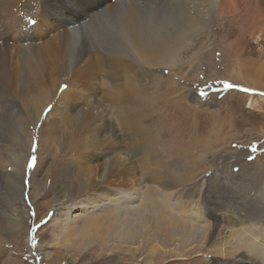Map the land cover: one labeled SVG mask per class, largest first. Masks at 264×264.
<instances>
[{"label": "rangeland", "instance_id": "rangeland-1", "mask_svg": "<svg viewBox=\"0 0 264 264\" xmlns=\"http://www.w3.org/2000/svg\"><path fill=\"white\" fill-rule=\"evenodd\" d=\"M51 1L57 4L66 3L71 7L73 2L81 0ZM197 1L201 6L196 3L198 5L190 7V25L194 29L191 43L176 51L173 57L174 65L171 63L146 66L143 63L135 64L130 61L131 63H127L130 68L124 66L117 69L115 77L118 79L114 78L117 81L113 79L114 75L107 73L102 64H95L92 68L94 71H90L91 74L89 72L84 77H80V73L66 74L63 72L64 68L60 67L62 71L56 76L55 81L45 87L48 97L50 96V101L45 106L38 104L39 97L32 96L33 93L23 98L24 103L16 99L14 106L17 105V108L9 107L8 103L0 104L5 109L8 107L11 109L7 114H2L0 122L7 124L15 122L20 115L25 118L22 124L18 123L19 131L16 130V135L9 134L6 125L0 127L2 128L0 129V264L133 263L131 254L103 248L97 244V241L88 240L82 245L80 241L76 242L69 238L68 244H63L67 240L60 239V231L52 219L57 217L58 221L64 220L63 211L70 209L69 204L71 205L73 200L86 199L84 202H87L92 200L88 197L97 194L95 189L84 191L85 186L83 184L84 187L79 186L78 182L82 183L89 177L88 170L94 162L102 161L97 155L102 151L108 152L107 154L112 158L123 155V152L128 159L123 169L121 168L123 166L108 165L101 179H96L100 182L104 181L103 185L107 183L105 186L117 185L124 190L129 189L127 196L135 199H138L139 194L132 190L139 187L140 183L150 184L155 176H159L178 189L181 198L184 199L186 195L196 199L200 195L201 209L207 206L208 210H213L222 204L228 205L229 199L238 197L234 185L238 182L239 176L249 177V181H253L258 175L264 178V0ZM133 2L136 3L134 8L138 13L143 12L149 25L157 20L156 23L168 28L171 23L179 22L181 19L180 15H175L179 10L173 0H133ZM7 5L0 6V33L7 37L3 42L6 45L3 51L6 62L11 57L13 44L22 43L17 36L18 24H13L11 21L14 18L18 20V17L25 20L30 18L31 25H34L33 21L38 10L34 6L32 11H24L27 13L25 14L18 2L11 4L15 6H10L9 9H6ZM69 6L66 8L64 5L61 6L62 9L64 8L62 10L54 4L50 12L58 8L55 11L57 18H65ZM111 6L113 8L108 9L109 16L114 18L116 9L114 5ZM15 7L20 11H13ZM199 13L203 14L199 15ZM102 25L108 31L115 33L111 40L118 41V32L113 31L111 23L105 20L98 24L97 31L100 33H103ZM39 28H41L40 24ZM54 32L57 31L53 30V33H50V30H45L46 34H44V31L37 28L31 29L35 37L42 36L40 43H46L47 38L50 39ZM110 45L114 44H109L108 50L111 49ZM93 54L95 55V52ZM76 60L78 54L74 64ZM84 62L85 60L76 64L75 68H79ZM85 68L88 69L87 66ZM118 70H121V73ZM131 72L135 73L141 86L134 84L135 91L132 93L131 103L128 104L129 118L145 127L143 133L128 125L131 123L125 115L127 104H122V109L120 103L114 102L117 95L127 92L123 90L125 86L126 89L127 86H132V77H129ZM118 73L120 76H117ZM119 83L123 87H120ZM64 85H67V88L62 91ZM119 87L122 88L121 91ZM4 100L6 99H2L1 96L0 101ZM57 100L69 105H77L85 110L93 104L95 109L90 106L91 112L87 122L83 120L75 125L72 112H64V115L69 114L64 116L60 111V115L67 117L66 119L59 114H51V112L49 114L52 106L50 102ZM40 106L43 107L42 110ZM37 109L38 116L35 114L38 112L35 111ZM96 112H101L105 119L112 123L111 126L120 139L111 137V142L104 141L103 136L91 131V125L88 123L92 121L88 118L91 119L92 114L97 122H94V125L104 126L99 124L102 121L98 120ZM86 123L88 125H85ZM79 124V129L82 125L81 128L85 127L86 131L82 129L74 133V129L78 128ZM24 132H28L27 135ZM144 134L146 140L154 146L155 156L147 154V148L140 145L139 140L144 139ZM113 141L116 143L114 144ZM109 143H112L113 148ZM20 154H24L25 160L21 164V169H18L17 176L12 172L9 173L7 167H14L18 162L15 158L21 156ZM32 157L36 158V163L30 168L28 165ZM108 160L111 161V158ZM110 169L116 174L115 177ZM124 173L125 175H122ZM117 175L120 177L119 181L116 179ZM74 184L76 187L79 186L83 193L77 190ZM71 185H74L79 196L76 191H70ZM238 192L239 196L244 195L242 190ZM81 193L85 195L81 196ZM243 199L246 201L248 212L253 215L257 212L264 213V202L258 204L255 196L250 197V195ZM9 200L12 201V205ZM80 209L73 212L78 215L75 217L76 233L82 227L81 219L86 213ZM97 211L99 210H94V213ZM220 227L221 223L216 230ZM198 257L196 259L199 262L207 264L206 258ZM192 260V258L175 260L172 264H190ZM209 261L208 264H215ZM157 264L171 263H164L158 259Z\"/></svg>", "mask_w": 264, "mask_h": 264}, {"label": "bare ground", "instance_id": "bare-ground-1", "mask_svg": "<svg viewBox=\"0 0 264 264\" xmlns=\"http://www.w3.org/2000/svg\"><path fill=\"white\" fill-rule=\"evenodd\" d=\"M173 1L174 4L178 6L179 10L178 13L175 11L174 13H176L175 15H180L181 19L179 18V22L175 21L171 23L170 27L168 26L167 28L160 23H156L157 20L152 21L149 25L143 12L138 13L134 8L136 3H134L133 0H81L80 2H73L74 4L71 5V7L66 3L57 4L51 0H0V6L3 4L9 5H7V7L5 6L6 9H9L10 6H15L11 4L18 2L19 7L25 14L27 13L24 11H32L34 6L38 9L36 11V17L34 18V25H31L30 18L25 20L21 17L19 19L18 17L19 21L16 18L11 21L13 24H18L17 36L22 43L19 45L16 43L13 44L10 54L11 57H9L7 62L3 55L4 47L6 46L3 42L7 37L4 36L5 34H1L2 32L0 33V97L2 96V99L7 100L0 101V104L5 105V103H8L9 107L17 108V105L14 106L16 99H18L19 102L24 103L25 101H23V98H26V95L33 93L32 96L36 95V97H39L38 100L40 103L38 104L45 106L50 101V96L48 97L45 87L55 81L56 76L62 71V68L60 67L64 68L63 72H66V74H69L70 72L72 74L80 73V77H84L87 76L90 71H94L92 68L95 64H102L108 74L111 76L114 75L113 79H118L115 77L117 69L124 66L130 68V66L127 65L128 62L131 63L130 61L135 64L143 63V65L145 64L146 66L173 63V57L175 56L176 51L181 47H187L189 43H191L192 34H194V29L190 25V7L198 4L201 6L197 0ZM54 4L58 5L60 9H62L61 6L63 5L65 8L66 6L70 7L65 18H57V13L55 11L58 8L50 12V8ZM111 5H114L116 9L115 16H113L114 18H112L111 15L109 16L108 9L112 7ZM13 11L19 12L20 10L15 7L13 8ZM201 14L203 13H199V15ZM8 16L10 17V15ZM49 19H51V21ZM151 19L153 18L151 17ZM105 20L111 23L114 32H118V41L111 40L115 33L108 31L103 25L101 27L103 33L97 31V25L101 24L102 21L105 22ZM36 21H39V23ZM8 22H10V20ZM39 24L41 25V28H39ZM35 28L44 31V34H46L45 30H50V33H53V30H56L57 32H54L50 39L47 38L48 41L46 43H40V38L42 36L39 37L37 35V37H35V35L31 33V29ZM109 44L114 45H110L111 49L108 50L107 47ZM94 52L95 55L93 54ZM88 53H91V55ZM77 54L78 60H76V63L74 64ZM84 60L85 62L83 65L79 68H75L76 64L78 65V63ZM174 64L175 63H173V65ZM86 66L88 69L85 68ZM99 71L101 72V70ZM118 71L121 73V70ZM107 73H105V75ZM94 74L96 73L94 72ZM118 75L119 73L117 76ZM129 77H132V86H127V89L125 86L123 90L124 92H127L119 96L116 94L117 96L114 98V100H116L114 101L115 103L118 102V104L120 103L121 105L127 104L125 115L128 118L130 114L128 104L131 103L132 93L135 91L134 84H139V80L135 77L134 72H131V76ZM120 85L121 84L119 83V86ZM139 86H141V83ZM120 87L119 89L121 91L122 88ZM50 103L52 106L49 114L51 112V114L55 113L60 115L62 112L64 115V112H72L71 114L74 116L73 119L75 120V125L80 121H86L91 112L90 108H94L93 104H91V107L88 106L89 111H87L88 108L87 110L84 108L81 109V107H78L77 105H69V103L66 102L62 103L60 100ZM121 105L119 106L121 107ZM0 107V118L2 114H7L11 110L9 107L5 109L2 105H0ZM125 107L126 106H124V108ZM38 109L35 110L36 112L38 111L35 113L36 116H38L39 113ZM42 109L43 107L41 110ZM95 114L98 115V120L102 121L99 124H104V126L94 125V122H97L96 117L93 118L94 115L92 114V118H88L89 121H92L91 123H88L91 125V131H95L98 135L103 136L105 139L104 141L111 142V137L114 139L119 138V135L111 126L112 123H110L109 120H106L107 118L105 119L101 112H96ZM63 115H60V117H64L67 114ZM66 118L67 117H64V119ZM24 120L25 118L23 119L22 115H20V118L15 120V122H8L9 124L2 123L3 121L0 122V127L6 125L7 127L5 128L9 134L16 135L18 123L22 124ZM129 122L131 123L128 124L129 126L132 128L135 127L136 130H139L142 133L144 132L145 127L143 125H140L136 121H131L130 118ZM80 124L77 126L78 128L74 129V133H78L82 129H85L86 131L84 125V128H81V125L79 129ZM88 124L86 123L85 125ZM53 127L52 129H54ZM54 131L55 130H53V133ZM27 133H25V135H27ZM143 137L144 139L141 138L139 140L140 145L143 148H147V154L155 156L156 150L154 146L146 140L147 137L145 134ZM101 139L100 142L103 141H101ZM113 143L115 144L116 142L113 141ZM109 144L112 145V143ZM104 145L106 146V144ZM120 152H118V154H121ZM107 153L108 152L106 151H102L97 154L98 157L102 158V161L100 160L101 162L98 163L94 162V164L91 165L92 168L90 166V169L88 170L89 177H87L82 183L78 182L79 186H85L84 191H87L88 189L96 190L95 192H97V194L95 196L88 197V199L91 198L92 200L89 199L90 201L87 202H84L86 199L84 201L80 200L81 202L73 200V203H71V205L69 204L70 209L67 207L69 210L63 211L65 216L64 220L58 221L57 217L52 218L60 231V239L67 240L63 244H68L69 238L76 242L80 241L82 245H85L88 240L97 241V244L101 245L103 248L131 254L133 257L132 264H157L158 259L164 263L172 264L175 260H186L187 258L193 259L190 264H203V262H199V260L196 259L199 258L198 256H203L204 259L206 258L207 264L209 260L215 264H264V213L257 212L255 215L253 211L252 213H254V215L251 214L245 206V199H243L250 195V197L255 196L258 204L264 202V178L262 179V176L258 175L253 181H249V177L239 176L238 182L234 185L235 189H237L238 197L236 196V198L232 200L229 199L227 201L228 205L222 204V206H218L213 210H208V207L205 206L202 210V202L199 199L200 195L196 199L192 196L185 195L183 199L179 196L178 189H175L172 184L166 182L167 180L161 179L159 176H155L154 180L150 183L151 185L140 183L139 187L132 190L139 194L138 199H135L132 196H127L130 192L128 191L129 189L124 190L117 185H106V187L105 184L107 183H104L103 185L104 181L101 180L100 182L96 178L102 176L108 165L115 167L123 166L121 167L123 169L124 164L128 159L123 152V155L121 156L117 154V156H119L117 158H112ZM115 155L116 154H114V157ZM108 158H111V161H109L110 159L108 160ZM15 159L18 161L15 163V166L12 168L7 167V169L9 173L12 172L18 176L21 164L25 160L24 154L17 156ZM113 170L110 169L114 176L116 174ZM124 171H126V169ZM122 175H125V173ZM118 178L120 177H116L117 180ZM130 181L131 180H129V182ZM141 184L143 185L141 186ZM74 185L69 187V189L71 188L70 191H76V185L75 187ZM79 186L76 188L81 191ZM238 190H242L244 195L245 193L247 194L245 196L242 195L244 197L239 196ZM68 191L69 190H67V192ZM70 191L68 193H70ZM82 193L81 196L85 195ZM71 195L69 194V196ZM9 201L10 205H12L13 199L12 201ZM214 202L217 203L218 201ZM60 208L64 209L65 207L62 206ZM78 209L86 211V213L81 219L82 227H78L79 229L77 228L78 232L76 233L74 231L75 217L78 215L73 214V212ZM94 210L99 211L94 213ZM219 223H221V227L216 230Z\"/></svg>", "mask_w": 264, "mask_h": 264}, {"label": "snow or ice", "instance_id": "snow-or-ice-1", "mask_svg": "<svg viewBox=\"0 0 264 264\" xmlns=\"http://www.w3.org/2000/svg\"><path fill=\"white\" fill-rule=\"evenodd\" d=\"M33 23H34V21H33ZM228 87H232V85H228ZM67 88V85H64V86H62V91L64 90V89H66ZM33 150H35V149H33ZM249 158H251V157H249ZM35 163H36V158L35 157H32V160L29 162V165H28V167H34L35 166Z\"/></svg>", "mask_w": 264, "mask_h": 264}]
</instances>
